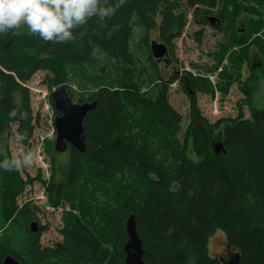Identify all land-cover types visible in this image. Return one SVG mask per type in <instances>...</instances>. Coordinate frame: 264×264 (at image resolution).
<instances>
[{"label": "trees", "instance_id": "obj_1", "mask_svg": "<svg viewBox=\"0 0 264 264\" xmlns=\"http://www.w3.org/2000/svg\"><path fill=\"white\" fill-rule=\"evenodd\" d=\"M247 3L258 5L255 9ZM259 9L264 10V0H126L113 17H94L75 29L68 43L44 42L26 28L20 36L0 35V134H11L15 126L20 142L30 141L38 116L27 83L35 73H43L42 83L49 88L64 85L75 103L97 101L83 122V154L68 148L62 159L53 141L45 142L51 168L46 204L70 212L60 230L61 241L40 243L46 227L37 224L35 232L30 230L39 208L31 202L17 203L25 186L19 171L0 168V264L7 255L20 264H125L130 215L144 264H222L221 256L208 249L217 231L224 235L226 252L240 254V264H264V109L251 108L249 117L238 112L222 119L224 126L220 128L218 121L212 127L215 133L195 126L192 149L198 161L193 162L175 138L181 117L169 104L163 79L151 82L149 74L142 78L144 70L136 67L130 49L135 24L155 29L158 17L160 38L168 44L180 36L186 11L200 26L193 36L201 44L207 17L214 15L220 24L212 28L231 31L229 47L239 49L234 65V50L229 48L230 74L219 90L222 83L227 88L238 83L249 102L257 77L245 55L248 46L260 47L259 39L248 38L264 32ZM241 13L250 19L239 26L235 19ZM255 14L258 19L252 23ZM226 53L223 45L217 63ZM156 64L149 53L150 72ZM244 68L249 70L246 78ZM89 70L97 75L90 77ZM75 72L84 76L86 85L92 84V91L73 99L69 81ZM197 77L182 76L187 90L190 84L198 88L203 80ZM215 140L222 145L218 153L212 149ZM163 156L167 164L159 162ZM11 160L8 150H0V163ZM127 173L136 179L127 182ZM88 184L99 193L111 191V201L85 202Z\"/></svg>", "mask_w": 264, "mask_h": 264}, {"label": "rangeland", "instance_id": "obj_2", "mask_svg": "<svg viewBox=\"0 0 264 264\" xmlns=\"http://www.w3.org/2000/svg\"><path fill=\"white\" fill-rule=\"evenodd\" d=\"M257 5L247 3V7L255 9ZM258 11L263 16L264 21V10L261 11L259 9ZM248 19H250L248 16L241 13L235 19V23L236 25L241 22L244 23L243 21L245 20L248 22ZM255 19H258L256 14L252 15V23H255ZM158 22L159 18L157 17V25ZM184 22L180 36L170 39V43L168 44L160 38L157 25L155 29L145 30L135 24L132 29L130 49L134 54L136 67L145 72L140 75L142 78L147 77L149 74L148 78L152 79L151 82L158 79L159 76L163 79L166 88H168L167 96L169 104L181 117L180 123L175 129V138L179 143L183 142L186 157L196 162L198 161V157H196L192 149V130L197 126L199 121L203 122V126L215 133L217 130H213L212 127L216 126L215 124L222 119L235 117L238 112L245 117H249L251 108L264 109V32L253 36L250 34L248 37L250 40L256 37L260 41V47L255 44L248 46L245 55L247 65L251 68V73L257 77L256 89L249 95L248 102V98L245 97L246 95L239 88L238 83L233 82L229 88H227L225 83H222L221 85L224 87L220 89L221 91L219 90L220 82L226 80L230 74L228 68L229 48L231 51L234 50L231 53L230 62L234 65L239 62L236 59V56H239V49L236 46L229 47L232 42L229 39L231 37L228 33L232 32L224 31V33L223 31H217L211 25L206 24L201 44H198L194 40L193 33L199 30L200 26L193 22L191 12L186 11ZM246 29L247 34H249L250 30ZM153 40L162 41L166 44L172 58V67L157 63L156 67L150 72L149 53L151 57L152 54L149 44ZM223 45H225L227 53L222 57L219 64L217 63L218 52L221 51ZM174 70L178 72V75L173 76ZM87 74L90 77L97 75L95 70H89ZM185 74H189L191 77L198 76L197 78L203 81L199 82L197 89L190 84L191 86L187 90L181 80ZM42 75V72L35 73L27 83L30 91L31 107L34 115L38 116L30 141L27 144H22L17 133L14 131L15 126H12L11 134L6 132L0 134V150H8L11 159H22L29 152L35 154L31 165L18 170L25 186L24 192L17 199V203L20 205L25 201L31 202L39 208V212L36 213L38 220L35 219L33 221L46 227L40 236V243L43 246H49L57 241H61L60 230L66 223V215L70 212L67 208H53L46 204L45 187L47 186L46 180L48 181L49 179L51 168L47 159H45L44 149L48 136L55 134L53 120L56 114L48 98L55 88H49L46 86L47 84H43ZM247 76H249V70L247 68L245 70L244 68L242 78H246ZM70 77L69 86L73 90V99H76L81 92L87 94L92 91V87L90 86L92 84L89 82V85H86L85 78L81 74L78 75L75 72ZM154 85L155 83H152L150 87H154ZM208 85L211 91L208 89ZM83 87L88 91H83ZM146 89L144 87L142 91ZM219 124L220 128L222 125L224 126V122L222 121ZM216 143V140L212 142V149H214ZM61 154H63L62 159H65V153ZM163 159H159V162L167 164V159L164 156ZM125 178L127 182L136 179L130 173H127ZM85 190H87L85 191V202L87 203L104 204L111 201V191L99 193L98 190L93 189L89 184ZM75 213L73 212V214ZM0 226H2L1 223ZM208 249L211 255L221 256L226 252L225 239L222 232L217 231L209 238Z\"/></svg>", "mask_w": 264, "mask_h": 264}, {"label": "clouds", "instance_id": "obj_3", "mask_svg": "<svg viewBox=\"0 0 264 264\" xmlns=\"http://www.w3.org/2000/svg\"><path fill=\"white\" fill-rule=\"evenodd\" d=\"M125 3L126 0H0V35L20 36L21 29L26 28L29 35L44 42L68 43L75 29L94 17L101 21L113 17ZM48 140H55V134ZM34 158L35 154L29 152L22 159L0 163V168L6 172L20 170L31 165Z\"/></svg>", "mask_w": 264, "mask_h": 264}, {"label": "water", "instance_id": "obj_4", "mask_svg": "<svg viewBox=\"0 0 264 264\" xmlns=\"http://www.w3.org/2000/svg\"><path fill=\"white\" fill-rule=\"evenodd\" d=\"M207 21L212 27H217L220 24V19L216 16L207 17ZM242 24L243 23L241 22L238 25L242 26ZM149 46L154 62L162 63L165 66H170L172 64V59L165 43L153 40L150 42ZM173 73L174 75H178V72L175 70ZM50 98L52 106L56 111L53 120L55 128L54 151L57 153H64L68 148H72L80 154H83L86 148V134L83 122L87 114L95 109L97 101L94 100L80 104L75 103L69 96L64 85L54 89L50 94ZM203 125L204 123L201 121L197 124L198 127H202ZM220 150H222L221 142H217L214 145V152L218 153ZM37 228V223L32 221L30 223V230L35 232ZM126 233L127 241L123 246V252L125 254L124 263L144 264V250L136 233L135 219L133 215H130L126 220ZM1 264L20 263L12 256L7 255L3 258ZM222 264H240V254H232L227 261L222 260Z\"/></svg>", "mask_w": 264, "mask_h": 264}, {"label": "flooded vegetation", "instance_id": "obj_5", "mask_svg": "<svg viewBox=\"0 0 264 264\" xmlns=\"http://www.w3.org/2000/svg\"><path fill=\"white\" fill-rule=\"evenodd\" d=\"M209 17V16H208ZM207 23L209 24V22L207 21ZM210 25V24H209ZM170 55V54H169ZM172 59V58H171ZM170 67H172V65H170ZM37 223V222H36ZM230 257H231V254H229V252L227 253V252H225V253H223L222 255H221V259L222 260H225V261H227L228 259H230Z\"/></svg>", "mask_w": 264, "mask_h": 264}, {"label": "bare ground", "instance_id": "obj_6", "mask_svg": "<svg viewBox=\"0 0 264 264\" xmlns=\"http://www.w3.org/2000/svg\"><path fill=\"white\" fill-rule=\"evenodd\" d=\"M164 43V42H163Z\"/></svg>", "mask_w": 264, "mask_h": 264}]
</instances>
